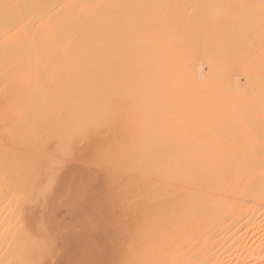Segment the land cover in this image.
<instances>
[{"label":"bare ground","instance_id":"obj_1","mask_svg":"<svg viewBox=\"0 0 264 264\" xmlns=\"http://www.w3.org/2000/svg\"><path fill=\"white\" fill-rule=\"evenodd\" d=\"M112 3L119 5L118 8H122V10L119 8V11H123L122 15L127 24L130 23L127 20L132 19L134 14L133 19L137 18L136 13L140 14L142 20H145V17H142L145 14L144 11L141 12L142 15L139 11L153 9L155 13H152L154 11L151 10L152 14L147 17L151 18L155 14L154 16H158L155 19L161 21L158 24L155 23L154 16L151 18L153 20L148 19L152 27L157 25L155 26L156 33L153 32L155 27L153 30L149 25L153 31L148 29L157 37L155 34L153 39L144 36L150 31L146 30L147 22L136 23L138 19H141L140 17L137 20L134 19L136 22L131 20L135 24L134 27L130 25L132 23L129 26L123 25V21L119 23L122 26L119 24L118 26L120 28L126 26V28H122L124 32L127 27L129 29L132 27L135 30L137 27L138 30L140 29V33L142 30H146V32L143 31L144 35L143 32L139 34V37L141 35L145 37H140L142 42L139 43V47L133 45V42L136 43V40L139 39L136 38L139 31H133L136 34L124 41L128 42L125 43V47L126 45L128 47L131 42L133 43L132 47L135 48L129 46L128 50L127 48L125 50L122 39L130 37L129 34L132 31L126 30L125 34H128L126 36L118 26L119 29H116L115 22H110L109 17L115 18L119 12L117 7L115 9L116 5L112 7ZM108 4L116 10V13L114 9L111 10L114 14L110 12ZM106 12L108 14L110 12V14L108 15ZM192 14H195V17H190ZM197 14L198 18H196ZM105 16L109 20V24H105L107 21ZM118 16L115 20L113 19L116 24ZM121 16L120 18L124 20ZM200 18H203V23ZM166 19L168 20L165 21ZM191 19L194 20H192L194 26L190 25L193 29L189 27V30L191 29L193 33L184 29V27H188L186 25L190 23L187 22ZM195 19H199L198 22L202 24H198ZM204 22L205 29L212 27V30L208 29L210 35L207 37L201 35L202 29L196 28L198 26L201 28L200 25L203 26ZM208 22L211 23V27ZM112 23L115 26L112 28L123 32L124 36L120 31V33H116L117 35L121 34L119 37L122 38V41L118 42L117 40V43L121 42L123 45L121 43L118 45L115 43L116 47L112 45L116 40L114 41L110 37L114 35L112 38H116V35L113 34L115 30H111L112 28L105 30L107 29L105 27H111ZM136 25L144 26L145 29ZM194 28L196 31L200 30L201 34H198L202 38H196ZM183 29L186 30V33L183 32ZM192 34L195 35L194 39H192L193 36L191 38L194 41L190 40L188 43L186 39H190L188 35ZM164 36L168 39L164 40ZM119 37L117 38L119 39ZM180 37H185L188 44L185 45V40L181 39L183 44L178 39ZM106 38H110L109 41L113 40L111 45L110 42L107 43ZM134 38H136L135 41H133ZM204 38L205 42L201 40ZM144 39L146 40L143 42ZM178 41L183 47H186L181 49ZM197 41L201 46L200 51ZM141 43H143L142 46ZM105 44L114 49L118 47L122 51L117 52L110 47L107 50ZM105 50L108 52L113 50V53H117L110 52L112 56H109L108 58L111 59H108L106 58L108 55H103L107 52H104ZM196 50H198L197 55H200H198L200 57L198 62L197 59L193 60V53H196ZM91 52L92 55L95 52L101 54L104 52L102 56L109 60L108 62L104 57L102 58L105 62L107 61L106 64L103 63V60V62L100 61L101 58L99 60L95 56L96 54L94 55L96 64L97 62L99 64V61L102 62L104 66L102 70H106L105 73H103L105 70L102 72L103 82H101L102 74L99 69L101 63L98 67L96 66L94 58L88 57ZM108 52L106 54H109ZM81 53L85 55L88 53L86 58H90L88 59L90 62H87L89 66L85 62L88 60L82 59L84 54L78 56ZM56 54L59 55L58 60H55L58 58ZM61 54L62 56H60ZM50 56L52 60L54 57V61H51ZM61 57L66 58L61 60ZM91 59L94 63H91ZM134 60H137V64L139 63L140 67L137 66V69H135L136 63L135 67L130 65L132 61L135 62ZM92 64L97 67V70H100L99 74H97V70L94 71ZM104 64L108 66L106 67ZM90 66H93L91 68L94 70ZM101 66L100 68L103 67ZM130 66L135 70L132 71ZM83 68H87L88 71L83 72ZM78 69L84 75L87 72L90 74L89 70H92L89 78L93 76L91 80L94 81L96 80L94 75H101L99 82L103 85L101 88H98L100 83L95 85V87L98 86L99 91L105 88L104 84L108 79L109 82L113 81L109 85L115 86V88L116 83L122 81L121 84L123 83L125 88L122 91L126 90V92H123L124 94L121 93L122 91L118 92V99L116 97L114 99L119 101L120 94H123L127 95L124 97L125 100L112 105L109 103L110 96H108L109 101L101 102H105L107 113L109 111L113 114L114 112L111 110H115L119 113V115L117 113L114 115L116 119L118 116L123 117V120H118V123L116 121V124L111 121L107 122L109 121L108 116H105L107 123H113L107 124L111 128L114 124L123 123L119 124V126H123L121 130L114 126L116 130L108 127L107 131L113 130L110 133H116L115 136L122 135L121 137H123L122 133L127 131L126 136L132 134L133 139L128 138L132 141L127 142V137L124 136L122 140V138H116L120 137L117 135L114 136L115 140L113 134L105 132L111 135L110 138L107 137L108 141L103 139L107 136L104 133V137L102 135V138L98 139L99 141H93L96 140L95 133L92 136L91 130L96 129L99 121L96 123L93 120V123L97 124H92L93 128L90 127L91 125H79L82 127L79 129L76 126V130L91 128L90 135L93 139L86 138V141L90 142L88 144L90 148H88L89 146H85L86 148L83 146L84 149L77 147L84 151H81L82 153L79 151L80 155L76 150L77 155L74 154L76 156L72 162L70 160L74 155L71 158L70 155L74 150H72L73 147H69L72 143L69 142V138L63 132L65 130L62 129L63 127L65 129L66 126L67 131L70 132L71 120H69L70 123L66 120L69 124L66 121L65 123V116L60 117V114L63 113L61 110L65 108V110H73L74 112H69V115L73 113L71 116L78 112V117L75 119L74 116L72 119L68 115L75 121V124L71 125H78L76 118H79L83 113L79 114V111L84 109L83 107L80 109L82 104L80 100H83V96L92 97L89 93L93 88L92 95L96 94L95 90L98 91L93 87L94 83H98V80L97 82L92 80L93 83L87 75L84 78L87 76L93 84L91 91L86 87L87 85L83 86L82 83L84 88L78 86L77 83L75 86L78 87L74 86V81L80 83L83 78V76L74 78L76 72L82 75L80 71H77ZM114 70L113 73L116 74L119 73L116 72L117 70L120 71V76H117L120 78L123 76L125 79L119 78L120 81L118 79L116 82L118 77L115 76L116 74L113 77L112 74V80H110L111 76H108V72ZM93 71L96 72L94 75H92ZM170 72L173 78L170 76ZM105 76L110 78L106 80ZM164 76L172 78H168L171 82L166 81ZM162 77L163 79H161ZM71 78H74V81H71ZM77 78L80 80H75ZM143 79L147 84L142 83L146 86H142L140 83ZM88 80L87 82H89ZM69 82L70 85H73L70 89L72 87V89L76 88L75 91L80 89L76 92L74 90L67 91L71 92L70 94L74 92L73 97L71 96L73 100L70 98L71 102L68 101L70 97L68 94L66 102L63 101L66 103L64 105H67V101L70 105L73 102L78 104L79 101V111L76 109L78 105H67L68 107L63 105L65 108L59 109L63 103L61 95L64 96L67 93ZM91 83H88V86H91ZM121 84L118 83V86ZM118 86L117 91L121 90ZM44 88H46L44 93L49 91L48 95L42 94ZM106 88L105 92L101 91L102 97L104 94L107 97L110 93L108 87V94H106ZM101 92L99 93L101 94ZM166 95L168 98L174 99L171 106H168L171 102L167 101ZM89 97L85 98L89 101ZM95 98L103 100L101 97ZM164 98L166 100L162 103ZM114 99L112 97L111 101ZM94 100L92 99L96 103ZM92 101L90 100L89 103L91 104ZM166 101L169 104H166ZM106 102L110 105L108 106ZM58 103H61V106ZM83 103L85 104V101ZM84 104L82 106H87L88 102L86 105ZM97 104H99L98 101ZM41 105H46L50 109L59 106L58 109L61 111L60 113L57 111L60 116L55 118L53 114L57 109H54V113H52L53 109L52 112L50 110V114L52 113V116L49 114L50 120L60 119V122L62 120L64 122L60 125L57 124L59 125L57 127L55 125L59 122L58 120L53 124L48 117L42 118V120H46L45 122L37 119L43 125L49 120L53 127L55 126L56 131H59V133L56 131L54 133L52 130L53 132L49 133L52 137L50 143L48 139L51 137L43 140L45 132L43 137V132L40 133V137H42L40 145L46 149L47 140L49 146V150H44L48 154L45 156L53 155L49 157L48 163H53L57 158V162L60 161L59 164L54 162L49 165H47L48 163L39 165L38 163L48 157H42L44 154L43 149L41 151L42 146H35L38 141L40 142V137L36 135L38 138H33L35 135L33 136V131H30L34 128L29 118L34 116L36 119L37 114H39L37 115L39 118L44 115L42 109L46 111L47 107L42 108L44 106ZM95 105L93 109L98 106ZM110 106H115V109H106ZM85 110L89 111V109ZM148 110L151 111V115L147 113ZM68 111H66L67 114ZM144 111L147 112L143 114ZM5 113L16 114L17 126L16 122L13 123L12 120L11 124H15L17 128L12 129L8 122H5L8 121L3 118ZM145 114L149 116L143 118ZM112 118L110 115L109 119ZM167 118L169 121L171 120V125L174 124L173 127L170 126ZM164 119L165 122H168L167 124L163 123ZM114 120L113 118L112 121ZM35 121L33 123H36ZM160 122H162V128L160 124H157ZM100 123H102L103 130L107 129L104 128V122ZM128 124L129 127L134 125V129H137L135 126L141 124L140 127L143 130L139 131L138 129L137 131L141 133H135V129L133 133L131 127L130 134L126 129ZM41 125L38 124L39 127ZM167 125L169 129L165 130L163 127H167ZM15 126L13 125V127ZM34 127L36 130V125ZM42 127L44 131V126ZM48 127L45 126V128ZM38 128L37 131H39ZM123 128L124 131H122ZM155 128L162 131L158 133ZM73 129L71 130L73 132L70 133L74 136L76 130ZM98 129H101L99 125ZM0 130L3 132L0 133V264H40L44 253L56 252L58 248L68 242L64 238L66 233L63 230L76 228L77 222L88 214L96 219L100 215L101 217L94 220L96 222L89 227L90 232L84 237L79 236V239L85 246L90 248L92 246L97 251H101L105 247V238H103L105 230L102 229V226L105 225L103 216L106 207L105 200L109 202L111 199L109 204L114 201L112 199H116L114 202L124 203L123 200H127V198L128 200L131 198L130 204L128 205L125 201V210L119 212L124 213L118 214V216H122H119L118 219L115 216L112 223L110 220L111 225L115 221L116 224L112 225L114 227L113 238L107 239V241L110 242L109 246L116 248L117 254L116 251L114 252L116 257L120 255L125 259L116 264H264V0H0ZM99 130L97 135H99ZM103 130L101 129V131ZM118 130L121 131V134L118 133ZM153 130L155 133L152 132ZM88 131H82V133L88 134ZM79 132L81 133V131ZM46 134L48 136V133ZM90 135L88 134V136ZM85 137L86 135H84ZM29 138V144L32 145L30 142L33 141V144L36 143L35 147L32 145L33 148H30L27 141L24 145L29 148L23 150L22 142H26ZM102 139L107 145L103 144ZM119 139L131 143L130 146H126L129 144H124L125 142H119ZM117 140L119 143H115ZM43 142L46 145L42 144ZM65 142L71 143L69 146L67 145L71 150L66 147ZM96 142L103 146L102 149L99 148L100 145H97V148L93 146ZM20 143L22 145L18 146ZM120 143L124 145L122 144V146ZM91 146L94 148V150L92 149L94 152L91 150L93 154H96L98 150L100 151L96 154L98 156L99 153L100 155L105 153L101 157L112 150V152H117V156L112 155L111 151L109 154L111 153L119 161L118 155L120 154V164L124 165L120 166L118 161L109 157L112 158L113 163L118 164L111 165L113 164L111 163L103 168L105 170L106 167L107 171L111 165L110 168L117 169L113 170L116 174L113 172L115 175H111L114 178L116 176L115 181H119L116 183L118 187L113 184L115 188L108 182H112L110 174L109 179L105 181L108 178L107 173L112 172V169H109L110 172H101L99 171L103 170L101 168L99 170L90 169L84 166L85 162H83L84 165L81 163L83 157H88L87 151L90 150L87 149H91ZM66 148L68 152L70 151V154L68 152L65 154L68 155L69 160L63 155L66 153L64 152L67 150ZM58 153L65 156L66 161L59 160ZM63 156L60 155L59 158L61 159ZM32 157H36V162L33 161L30 164ZM38 157H42V159L38 160ZM24 163L30 164L28 166H33L36 163L34 165L36 168L30 169L26 164V166L23 165ZM82 165L86 168H84L85 170L81 169ZM117 165L120 166L119 169H122L119 170ZM75 179L76 182H74ZM55 180L56 183H54ZM105 182H107L106 185ZM108 184L110 185L107 186ZM106 186L112 187L107 189L109 193L113 188L114 191L118 189L117 197H114V191L112 192L114 196L111 193L109 195L105 190ZM104 192L112 198L109 199ZM126 192L129 193L126 194ZM124 194L129 196L126 197ZM97 203H100V208L94 207ZM61 220L64 223H62L63 228L61 225L57 226ZM56 228L63 230L55 232Z\"/></svg>","mask_w":264,"mask_h":264},{"label":"rangeland","instance_id":"obj_2","mask_svg":"<svg viewBox=\"0 0 264 264\" xmlns=\"http://www.w3.org/2000/svg\"><path fill=\"white\" fill-rule=\"evenodd\" d=\"M108 5H109V8H110V12H112L111 10L114 9V8H112V7H114V6L116 5V6H115V9H116V7L119 6V5H117V4H114V5H113V3L111 4V5H113L112 7H111L110 4H108ZM107 7H108V6H107ZM117 8H118V7H117ZM119 8L122 10L121 7H119ZM119 8H118V11L120 10ZM115 9H114V12L116 11ZM105 10H106V7H105ZM148 10H149V11H147V10H145V9H142L141 11H139L140 13L144 11L143 13H145V14L141 13V15L143 14L142 17H145V18H144L145 20H146V17H147L149 14L151 15L152 13H155V11H154L153 9H151V8L148 9ZM151 10H153L154 12L150 13ZM108 11H109V10H108ZM110 12H109V14H110ZM120 12H121V11H119V12L117 13V15L115 14V15H116L115 18H114V17L112 18V17L110 16V17L112 18V20H111V18L108 16L109 14H108L107 12H106V13H107L108 15L105 14L107 17H109L110 22H113V23L115 22L114 24H115V26H116V29H119V28H120L119 26H122V25H120L119 23H121V22H123V21H124V22L122 23L123 25H126V24H127V23L125 22V18H124L123 15H122V14H123V11H122L121 13H120ZM137 12H138V11H137ZM139 12H138V13H139ZM147 12H149V13H147ZM115 13H116V12H115ZM119 13H120L122 16H121ZM112 14H114V13L112 12ZM118 14H119V16H118ZM146 14H147V15H146ZM134 15H135V14H134ZM134 15H133V16H134ZM139 15H140V14H137V13H136V17H137V18H138V17L141 18V16H139ZM150 15H149L148 17H150ZM154 15H155V14H154ZM154 15H152V17H153ZM156 15H157V14H156ZM194 15H195V14H192L190 17H192V16H194ZM106 16H105V20H107V17H106ZM112 16H113V15H112ZM117 16H118L119 18H120V16L123 17L124 20H122V18H120L121 20H120L119 18H117V22H118V23L116 24V21H114V20L116 19ZM133 16H132V19H129V20L126 19V20L129 21L130 23H132L131 20H133V21H135L134 19L137 20V18H135V17H134V19H133ZM148 17H147V20H146V21H145V20H142L143 18H141L140 20L138 19V21H137V22L135 21V22L138 23V24H139V21H140V22H141V21H144L145 23L147 22V23H146L147 25L144 23V26H145V25H146V27L148 26V27L146 28V30H149V29H151V27H152L151 22H150L151 20L154 19L155 23L157 22V24L159 23V21H161V20H159V19H158V20L155 19V18H157L158 16H157V17L154 16L153 19H151L152 17H151V18H148ZM190 17H189V19H190ZM194 17H195V16H194ZM194 17H193V18H194ZM199 17H200V16H199ZM196 18H198V14H197ZM113 19H114V20H113ZM118 19L120 20V22H119ZM148 19L150 20V21H149L150 24H149V22H148ZM168 19L170 20V18H168ZM168 19H166L165 21H167ZM202 19H203V18H202ZM202 19L200 18L201 22L203 23V20H202ZM192 20H193V19H191V21H192ZM195 20H196V19H195ZM198 20H199V19H197L196 22H197L198 24H202V23H199ZM200 20H199V21H200ZM108 21H109V20H107V21L105 22V24H109ZM154 21H153V24H154ZM191 21L189 20V22H187V23H190V24H189V25L187 24L186 26H188V27H184V29H186V30L192 32L191 29L189 30V27H191V26L194 24V22H193L194 20L192 21L193 23H192ZM107 22H108V23H107ZM113 23H112V24H113ZM130 23H129V24H130ZM197 23H196V26H198ZM208 23H209V22H208ZM208 23H207V25H208ZM110 24H111V23H110ZM114 24H113V25H110L111 27H105V28H107V29H105V30H108V29H110V28H112V27L115 28ZM118 24H119V26H118ZM129 24H127L126 26H129ZM133 24H134V22H133L132 24H130V25H132V26L134 27L135 24H134V25H133ZM209 24H210V27H211V23H209ZM149 25H151V27H150ZM190 25H191V26H190ZM204 25H205V22H204L203 26L200 25L201 28H200L199 26H198V27L195 26L197 29L199 28V29H202V30H203V31H202V34H201V32H199L200 30H197V31H196V28H194V29H195L194 34L196 35V38H202V36L199 37L200 34L203 35V36H205V37H207V36L210 35V34H208V32H209L208 29H211V30H212V27H211V28L206 27V29H205V28H204V27H205ZM105 26H106V25H105ZM117 26H118L119 28H118ZM126 26H125V27L123 26V27H121L120 29L123 30L124 28H126ZM136 26H139L140 28L144 27V26L141 27L140 25H136ZM155 26H157V25L155 24ZM155 26H153L152 29H153ZM193 26H194V25H193ZM193 26H192V27H193ZM212 26H213V24H212ZM192 27H191V28H192ZM114 28H112L111 30H113V31L115 30V31H116V32L114 31V33H113V34L116 35V38L119 37V35H121V34H119L120 32L122 33V36H124V34L127 33L126 30H131V31H132V32L129 34L130 37H126V38L123 37V39L121 38L123 41H124L125 39H126V41H127V38H128V40H129V38H132V37L134 36V34H136V33H134L133 31L136 32V31L138 30L137 27H135L136 30H135L134 28H133V29H134V30H133L132 27H131L130 29L127 27V29H125V32H124V30H123V32H124V34H123V32H122L121 30H119V31H120V32H119L118 30H116V29H114ZM122 28H123V29H122ZM148 28H149V29H148ZM187 28H188V29H187ZM143 29H145V27H144ZM152 29H151V30H152ZM154 29H155V30H154ZM154 29H153L154 31L152 30L153 32L156 31V27H155ZM184 29H183V32L186 31V30L184 31ZM192 29H193V28H192ZM139 30H140V29H139ZM139 30H138V31H139ZM146 30H142V32H143V31L146 32ZM204 30H205V31H204ZM138 31H137V32H138ZM149 31H150V30H149ZM106 32H107V31H106ZM109 32H111V31H109ZM117 32H119V33H118L119 35L116 34ZM142 32L140 33V31H139L138 34H136L138 37H136V35H135L136 38H139V39H138L139 42H138V40H136V43H137L138 45H137L135 42H133L134 44L130 42L131 45L128 44V47H129V46L132 47V44H133L134 46H136V47H137V46L139 47V43L142 42V41H140V37H141L142 35L139 37V34H142ZM145 32H143V35H144ZM153 32L150 31L149 34L146 33L147 35H152V36H147L146 34H145L144 36H146V38H150V37H151L150 39H153V37L156 35V34H155L156 32L154 33L155 35L152 34ZM191 32H190V33H191ZM196 32H197V33H196ZM107 33H108V32H107ZM107 33H106V34H107ZM185 33H186V32H185ZM185 33H184V34H185ZM187 33H188V32H187ZM190 33H189V34H190ZM192 33H193V32H192ZM198 33H200V34H198ZM206 33H207L208 35H205ZM110 35H111V33H110ZM125 35L127 36L128 34H125ZM185 35H186V34H185ZM185 35H184V36H185ZM195 35H194V36H193V34H192V35H188V38H190V39H186V40L188 41V43L190 42L192 36H193L192 39L195 38ZM108 36H109V35H108ZM113 36H114V35H111L110 38L113 39L114 41L116 40V42L112 43V45L115 46L116 44H117V45L120 44L121 42H120V43H117V40H118V42L121 40L120 37H119V39H118V38L116 39L115 37L112 38ZM122 36H121V37H122ZM131 36H132V37H131ZM144 36H142V37H144ZM189 36H190V37H189ZM106 37H107V35H106ZM156 37H157V35H156ZM164 37H165V38H163V39L165 40L167 37H166V36H164ZM185 37H186V36H185ZM185 37H182V38L180 37V38H178V39H180V41L183 43V40H181V39H184ZM110 38H106V39H107V40H108V39L110 40ZM136 38H134L133 41H135ZM144 38H145V37H144ZM167 39H168V38H167ZM109 40L107 41V43L110 42V45H111V41L113 42V40H111V41H109ZM122 40H121V41H122ZM130 40H132V39H130ZM145 40H146V39H144L143 42H144ZM184 40H185V39H184ZM186 40H185V42H184L185 45L188 44V43L186 42ZM195 40H196V39H195ZM201 40H203V41L205 40V41H206L205 38H204V39H201ZM123 41H122V43H124V45H123L122 43H121V44L123 45V47H124L125 50H126V48H127V50H128L127 45H126V47H125V43H128V42H125V41L123 42ZM191 41H194V40H191ZM199 41H200V40H199ZM203 41H202V43L204 44L205 41H204V42H203ZM181 42L178 41V44H180ZM105 43H106V40H105ZM115 43H116V44H115ZM184 43H183V44H184ZM186 43H187V44H186ZM199 43H201V41H200ZM199 43H198V41H197V46H198L199 51H200V47H201V46L199 45ZM92 44H93V43H92ZM103 44H104V43H103ZM103 44H102V46H104ZM108 44H109V43H108ZM203 44H202V46H203ZM105 45H106V44H105ZM117 45H116V46H117ZM122 45H121V46H122ZM140 45L142 46L143 43H141ZM180 45H181V46H180ZM180 45H179V46H180L181 49L186 47V46L183 47L182 44H180ZM116 46H115V47H116ZM121 46H119V47H121ZM109 47H110V46H109ZM109 47H107V45H106L107 50L110 49V48L114 49L113 47H110V48H109ZM121 48H122V47H121ZM132 48H135V47H132ZM202 48H203V47H202ZM115 49H117V50H115ZM115 49H114V51H117V52H120V50H121V49L119 50L118 47L115 48ZM107 50H105L104 52H106ZM118 50H119V51H118ZM89 51H90V50H89ZM121 51H122V50H121ZM123 51H124V50H123ZM196 51H197L196 53H193L194 56H193V55H192V56L194 57L193 60H196V59H197L196 61L198 62V61H200V60H198V59H200V57H198L199 54L197 55L198 50H196ZM202 51H203V50H202ZM84 52H85V51H84ZM87 52H88V51H87ZM98 52H100V51H98ZM104 52H102V54H103ZM107 52H108V51H107ZM107 52H106V53H107ZM110 52H112V54L117 53V52H114V53H113V50H110ZM110 52H108L109 54L104 53L103 55H104V56H107V55H108V56L106 57V58H108L109 56H112V54H111ZM61 53H62V52H61ZM89 53H90V52H89ZM82 54H84V53L78 54V56H79V55H82ZM87 54H88V53H87ZM87 54H86V55H87ZM92 54H93V53L91 52V55L89 54L88 57H90V58H92V59L94 58L95 64H96V58L94 57L95 54H96L95 56H97V57L99 58V60H100V58H101L100 61L103 60L102 58H103L104 56H102L101 53H96V52H95L94 55H92ZM97 54H98V55H97ZM99 54H101V55H99ZM105 54H106V55H105ZM56 55H57V54H56ZM84 55H85V54H84ZM84 55L82 56L83 58H82V57H80V58H82V59L86 58V55H85V57H84ZM57 56H58V58H56L55 60H58V59H59V55H57ZM60 56H62V54H61ZM66 56H67V55H66ZM99 56H100V57H99ZM195 56H196L197 58H196ZM199 56H200V55H199ZM50 58H51V61H54V57H53V60H52V57H51V56H50ZM65 58H66V57H61L60 59H61V60H62V59L65 60ZM77 58H78V57H77ZM90 58H88V59H90ZM98 58H97V60H98ZM88 59L86 58V60H88ZM92 59H91V63H94V62H92ZM104 59H105V57H104ZM108 59H111V58H108ZM64 60H63V61H64ZM84 60H85V59H84ZM99 60H98V61H99ZM105 60H107V59H105ZM105 60H103L104 62H103V61H102V62H103V63H106L107 61L109 62V60H107L106 62H105ZM138 60H139V59H138ZM63 61H61V62L64 63ZM100 61H99V64L101 63V65L103 66L102 62H100ZM134 61H135V60H134ZM136 61H137V60H136ZM136 61H135V62L132 61V64H130V65H131V66L133 65V67H135L134 64L136 63ZM196 61H194V62L196 63ZM85 62H86V64L89 66V63H87V62H90V61L88 60V61H85ZM57 63H58V62H57ZM91 63H90V64H91ZM58 64H59V63H58ZM97 64H98V62H97ZM97 64H96V66L98 67L99 64H98V65H97ZM106 64H107V63H106ZM136 64H137V63H136ZM138 64H139V63H138ZM138 64L136 65V68H135V69H137V66H139ZM56 65H57V64H56ZM87 65H86V66H87ZM92 65H93L94 67H93V66H90V68L93 67L95 70H94L93 68H91V69H93L94 71H96V70H97V69H96L97 67H95L94 64H92ZM101 65H100V66H101ZM104 65H105V64H104ZM108 65H109V63H108ZM108 65H107V66H108ZM88 66H87V67H88ZM100 66H99V69H101V72H100V70H97L96 72H98L97 74H99V72H100V73L102 74V77H100L101 75H100V76H98V75L95 76L94 74H95L96 72H94V71H93V74H92V75H94V78L96 79L95 81H94L93 79H92V80H93L94 82H97V80H98V83H97V84H95V83L91 80V78H93V76H92L91 78H89L90 75H91V73H92V70H89V71L91 72L90 74H89V72H87V74L85 73V75H87L88 78L94 83V86H93V87H95V85H98V84L100 83V82H99V79L101 78V80H102V78L104 77V76H103V73L106 72L105 69H104L105 71L102 70V69L104 68V66H103V67L101 66L102 68H100ZM105 66H106V65H105ZM107 66H106V67H107ZM131 66H130V67H131ZM57 67H58V66H57ZM60 67H61V65H60ZM64 67H65V66H64ZM64 67H63V68H64ZM73 67H74V66H73ZM106 67H105V68H106ZM139 67H140V66H139ZM84 68H85V67H84ZM84 68H83L82 70H83V72H86L87 68H86V69H84ZM131 69H132V71H133L134 68L131 67ZM131 69H130V70H131ZM135 69H134V70H135ZM77 71H80V72H81V70H79V69H78ZM87 71H88V70H87ZM103 71H104V72H103ZM102 72H103V73H102ZM107 72H108V71H107ZM113 72H115V70L112 71V72H108V73L110 74V75L108 74V76H111V79H110V80H112V74H113V77H115V76H117V75L120 76V74H121L120 71H118V70H117L116 72H119L120 74H119V73L116 74V73H113ZM76 73H77V72H76ZM76 73H74V74H75V77L73 76L74 78H76V76H78V77L81 76V78H82V76H83V78H82L81 80L78 79V78L75 79V80H80V81H82V82H80V83L77 82V81L75 82V81L73 80L74 78H71V81H72V80L74 81V86H75L76 83H77L78 86H81L82 88H84L83 86L87 85L86 87H88V89L90 88L89 90L91 91V89L93 88V87H92L93 84L91 83V81L88 80L87 76H86V78H87V79H86V78H84L85 75H84L82 72H81L82 75H80L79 72H78L77 74H76ZM78 74H79V75H78ZM114 74H116V75L114 76ZM171 74H172V73L170 72V76H171ZM104 75H105V74H104ZM106 75H107V74H106ZM97 76H98V79L96 78ZM121 76H122V75H121ZM168 76H169V73H168ZM170 76H169V77H170ZM99 77H100V78H99ZM117 77H118V76H117ZM166 77H167V76H166ZM169 77L165 78V76H164L165 80L167 79L166 81H168L169 79H172V78H173L172 76H171L172 78H169ZM105 78H106V80H107V79L110 78V77L105 76ZM119 78H120V77L116 78V79H117L116 82H118V79H119ZM122 78H123V76H122ZM122 78H120V79H122ZM168 78H169V79H168ZM113 79L116 80L115 78H113ZM120 79H119V81H120ZM123 79H125V78H123ZM161 79H163V77H162ZM85 80H86V84H85ZM87 80H88L89 82H87ZM101 80H100V81H101ZM143 80H144V81H143ZM143 80L140 82V83L142 84V86L145 85V84H143L142 82L146 83V82H145V79H143ZM165 80H164V81H165ZM71 81H70V82H71ZM83 81H84V82H83ZM104 81H105V79H104ZM166 81H165V82H166ZM169 81L171 82V80H169ZM70 82L68 83V84H69V85H68V88H69V89L66 90V92L69 91V90H71V92H72L73 90H74V92H76L78 89H80V88H78V89L75 91V89L78 87L77 85H76L77 87L75 86L76 88L72 89V88H73V87H72V88L70 89V87L73 86V85H70ZM101 82H103V80H102ZM105 82H106V81H105ZM112 82H113V81H112ZM112 82H109V79H108V81L105 83V84H107V83H108V84H107V85L104 84L105 88H106V87H107V88L109 87L108 89L110 90V91L108 90V91L110 92V93L108 94V92H107V88H106V94H108V95H107V97H106L105 94H104V95H105V98H107V99L104 98V95H103V97H102V92H105V90H104L105 88H103V87H102L103 89L100 90V91H99V89H97L98 86L95 87V88L98 90V91L95 90V92H96V94H97L98 96H97L96 94L92 95L93 93L91 94V92L94 91V90H93L94 88L92 89L91 92H90L89 90H87V91L90 92L89 94H90V96H92V97H89V96H85V97H86V98L89 97V99H90L91 101H92V99H93V100L95 99L94 101L96 102V103H94V102L92 101L91 104H90V103H89L90 100L88 101V99H86V98L83 96V97H82L83 100H80V101H81L82 104H84L83 102L85 101V104H84V105H86L87 102H88V105H87V106H82V104L80 105V104H79V103H80L79 101H78V104H77V102H76V103L73 102V104H71V105L68 104V101L71 100L70 98L73 97L72 94H73L74 92H73L72 94H70L71 92H70V93L67 92L64 96L61 95V98L63 99L62 102H63V101L66 102V100H67V95H68V94L70 95V97L68 96L69 99H68V101H67V105H68V106H69V105H70V106H72V105H76V106H77V105H78L77 108H76V109H78L77 111H79L82 107L84 108V109H81V110L79 111V114H80L81 112H83V113L80 114L79 118H76V119H77V121H76L77 123H76V124H78V125H75V126H73V125L75 124V121L72 120V119H73V116H74V119H75V117H78V116H77L78 112H77V114L74 113L75 115H72V116H71V114H73V113H70V115H69V112H72L73 110H71V109H70L71 111H70L69 109H68L69 111H68V110H65L66 108H65L64 106L68 107L67 105H64L65 102H63L62 104H61V103H58L59 106L62 105L60 108H59V106H58V107H57V106H54V107H51V109H50V107H47L46 105H41V106H44V107H42V108H46V107H47V109L49 110V113H48V110H47V109H46V111H45L44 109H42V110L46 113V115H45V113L41 110L42 113H43L45 116H44V115L41 116V114H40L41 117L39 118V117L37 116V115H39V114H37V115L35 114V115H36V119H34L35 117H34V116H31V115H30L31 117L29 116L30 118L28 117V118H29V121L31 120V123H32L33 128H34V130L32 129L30 132H32V131L34 132V131H35V133L32 132L33 136L35 135V137H33V138L35 139V138H36V135L40 137V135L42 134V132H43L42 137L44 136V132H45V136L43 137V138H44L43 140H45V138H47V137L50 138L51 136L49 135V133H50L52 130L54 131V133H56V132L59 133V131H56V129H55L54 127H55V126H56V127L59 126L60 123L63 122V120H62V122H60V119H57V120L59 121V122H57V123H56V121H57L56 119H55V121H54L53 118H52L53 120H50V118H49V114H50V110H51V112H52V109H53V112H52V113H54L56 109H57L56 112H57V111H58L59 113H60L61 111L63 112L62 114H60L61 116L58 114V112H57V114H56V112H55L54 114H56V115L53 114V116H55V118H58V116H60L61 118H63V117H62V115H63V116H65V117H64V119H65L64 122H65L66 120H67V121L71 120V123H70V121H69L70 124L66 121L70 126H72V127H70V126L68 125V126L70 127V128H69L70 132H71V130H72L74 127H75V129H73V130L75 131V130H76V126L78 127V129H79V128H82V127H79V125H80V126H87V125L89 126V125H91L90 127H92V124H93V125H97V124H94V123H93V120L96 121V123L99 121V124H98V125H99V127H100L102 130H103V127H101V124H102V123H100V122H104V126H105L104 128H107V129H104L103 131H101V129H100V130L98 129V130L102 133V134H101V133L99 132V135H97V134H98V130H97V126H98V125L96 126V129H92L94 132H93V131L91 130V128H89V127L84 128V130H83V129H80V130L77 129V130L75 131V133H74V136H73V135L71 134L73 131L70 133L69 131H67L68 128H66V126H65V129H64V127H63L62 129L66 131V132L63 131L64 133H66L65 136H67V138H69V142L71 141V143H72V145H70L71 143H70V144H69V143L67 144V143L65 142L66 147L68 148V146L70 145L69 147H70V148L73 147L72 150L75 151V152H74V151H71L72 154L70 155V158L72 157V155L76 154L77 151H78L77 154H80V153H82V152L84 151V150H81V149L86 148L85 146H87V147L89 146L88 144H89L90 142H89L88 140H90V139L92 138L91 135L93 136L94 133H95L94 136H95V139H96V140H93V141H97L100 137L102 138L103 133H104L105 135H107V136H106L105 138H103V139H106V140H107V137L110 138V136L113 134V133H110V132H113V130H112V131H107V130H108V127H109V126H107V124H113V123H116V121H117V123H118V122H119L118 120H121L123 117L120 118V116H118V115H119L118 112H115V110H111V109H115V108H114L115 106H113V107H112V106H110V107H106V109H109V110H111L112 112H114L113 114H111V112L109 113V111H108V113H109V115H108L107 111L105 110V105H104L105 102H101V101H107V100L109 101V99H110V102H109V103H110V104L112 103V105H114V103H115V105H116V104H118L119 102L124 101V100H125L124 97L127 96V95H125V96L123 95V94H124L123 92H126V90H125V91H122V90L125 89L124 86L122 85L123 83L121 84L122 81H121V82H118V83H120L123 87H122L121 85H119V86H120V87H119V86H118V83H116L117 85L115 84V85H116V88H117V86H118V88L121 89V90L118 89L119 91H117V89L115 88V86H113V84L115 83V81H114L113 84H111L113 87H111V86L109 85V83H112ZM123 82H124V81H123ZM158 82H159V81H158ZM81 83L83 84V86H82ZM88 83H91V86H90V85L88 86ZM140 83H139V84H140ZM71 84H73V83H71ZM79 84H81V85H79ZM141 84H140V87H142ZM146 84H147V83H146ZM102 85H103V83H100V87H98V88H101ZM108 85H109V86H108ZM46 86H47V85H46ZM46 86H45V87H46ZM145 86H146V85H145ZM137 87H138V86H137ZM137 87H136V88H137ZM46 88H47V87H46ZM46 88H44L45 90H42V91H43L42 94H47V93H49V91H47V93H44V92L46 91ZM65 88H67V87H65ZM112 88H115V90L117 91V93H116V91H115L114 89L112 90ZM137 89H140V88H137ZM111 90H112V91H111ZM101 91H102V92H101ZM114 91H115V94H116V95L114 94ZM120 91H122L121 93H123V94H120L121 97H123V98H122L123 100L121 99V97L118 96V97L120 98V100H119V101H118V100L116 101V99H118V98H117V94H119ZM95 92H94V93H95ZM99 92H101V94H100ZM112 92H113V95H115V96L112 95ZM118 92H119V93H118ZM98 93H99V94H98ZM127 93H128V91H127ZM125 94H126V93H125ZM47 95H48V94H47ZM73 95H74V94H73ZM87 95H88V94H87ZM99 95H101L100 97L103 98V100H102V99H99V98H100ZM71 96H72V97H71ZM108 96H110V98H109ZM174 96H175V95H174ZM63 97H65L66 99L64 100ZM95 97H97V98L99 97L98 99L100 100L101 103L99 102V100H96ZM112 97H113V99L116 97V99H114L113 101H111V98H112ZM166 97H167V98H166ZM170 97H172V96H170ZM82 98H80V99H82ZM91 98H92V99H91ZM108 98H109V99H108ZM165 98L168 99L167 101L171 102L170 105H168V106H171V104H173L174 99H172V98H168L167 95L165 96ZM165 98L162 100V103L166 100ZM84 99H86L87 101L84 100ZM170 99H171V100H170ZM60 100H61V99H60ZM72 100H73V98H72ZM97 101H98L99 104H97ZM114 101H116V102H114ZM167 101H166L165 103H166V104H169V103H167ZM59 102H61V101H59ZM69 102H71V101H69ZM117 102H118V103H117ZM92 103H93V104H92ZM106 103H107L108 106L110 105L108 102H106ZM165 103H164V105H165ZM58 104H57V105H58ZM60 104H61V105H60ZM65 104H66V103H65ZM89 104H90V105H89ZM94 104L98 105L95 109H93ZM63 105H64V106H63ZM79 105H80L81 107H80ZM96 105H95V106H96ZM162 105H163V104H162ZM63 107L65 108V109H64L65 111H64V110H61V111H60L59 109H63ZM74 107H75V106H74ZM78 107H80V109H79ZM55 108H56V109H55ZM58 108H59V109H58ZM70 108H71V107H70ZM72 108H73V107H72ZM91 108H92V111H90ZM110 108H111V109H110ZM40 109H41V107H40ZM40 109L38 108V110H40ZM54 109H55V110H54ZM74 109H75V108H74ZM76 109H75V110H76ZM85 109H89V111H87V110H85ZM82 110H85V111H82ZM41 111H40V112H41ZM66 111H68V114H67ZM105 111H106V112H105ZM148 111H149V112H147V111H146V112L149 113V114L151 115V114H152L151 111H150V110H148ZM65 112H66V115H64ZM73 112H74V111H73ZM146 112L144 111L143 114L146 113ZM36 113H37V112H36ZM38 113H39V111H38ZM52 113L50 114V116H52ZM106 113H107V115H105ZM116 113L118 114L117 116H118L119 119H118V118L116 119V118L114 117V115H115ZM6 115H7V116H6ZM15 115H16V114H10V115H9V113H8V114L5 113V115H3V118L6 119V120H8V121H5V122H6V123L8 122V124L11 126L12 129L17 128V127H16V126H17V117H16ZM68 115L71 116L72 119H70V117H69ZM110 115H111V118L113 117V118L115 119V120H114L115 122L112 121L113 118H112V119H109V118H110ZM13 116H15V117H13ZM43 116H44V117H43ZM56 116H57V117H56ZM105 116H108L107 119H108L109 121H107V122H110V121H111V122H113V123H107V122L105 121V119H106ZM117 116H116V117H117ZM144 116L148 117L149 115L147 116V115L145 114V115H143V118H144ZM5 117H6V118H5ZM32 117H33V118H32ZM46 117H48L49 120H50L51 122H53V124L56 123V125L53 127V124H52L51 122H49V120L46 122V124H47L49 127H48L45 123H44L45 125H43V123H41V122H45L46 120L44 121V120H42V118H45V119H46ZM60 117H59V118H60ZM9 118H10V119H9ZM15 118H16V120H15ZM168 118L171 119L170 117H168ZM168 118H167L166 120L169 121ZM37 119H39V121L41 120V122H39ZM107 119H106V120H107ZM11 120H12L13 123L16 122V126H15V124H13V123L11 124ZM35 120H36V121H35ZM78 120H79V121H78ZM122 120H123V119H122ZM166 120L164 119V122H163V121H162V122L165 123V124H167L168 122H165ZM173 120H174V119H173ZM173 120H172V122H173ZM9 121H10V122H9ZM34 121H35L36 123H33ZM37 121H38V123H37ZM73 121H74V123H73ZM174 121H175V120H174ZM64 122H63V123H64ZM66 122H65V123H66ZM162 122L157 123V124H160V125H161ZM170 122H171V120L169 121V123H170ZM40 123H41L42 125H41ZM48 123H49V124H48ZM117 123H116V124H117ZM38 124L41 125V126L39 127ZM57 124H59V125H57ZM71 124H73V125H71ZM116 124H114V126L116 127V129L119 127V129L121 130V128H122L123 126L120 125V126H121V127H120L119 124H123V123H119L118 125H116ZM157 124H156V126H157ZM13 125H14L15 127H13ZM35 125H36V130H35V127H34ZM50 125H51V130H50ZM66 125H67V124H66ZM130 125H132V124L130 123ZM168 125H169V124H168ZM168 125H167V127H163V128H165V130H168V129H169V128H168V127H169ZM172 125H174V124H172ZM172 125H171V123H170V126H171V127H173ZM10 126H9V127H10ZM42 126H44V131H43V127H42ZM45 126L48 127L49 129H48V128H45ZM68 126H67V127H68ZM102 126H103V125H102ZM114 126L112 125V128H111V126H110L109 128H110V129H113V128H114V130H116ZM140 126H142V125L140 124L139 126H135V127H137V129L135 128L136 131H137L138 129H139V131H142V130H143L142 127H140ZM164 126H166V125H164ZM38 127H39V128H38ZM41 127H42V128H41ZM94 127H95V126H94ZM124 127H126V126H124ZM131 127H132V128H131ZM139 127H140V128H139ZM160 127L162 128V125H161ZM160 127L158 126V128H160ZM37 128L39 129L40 132L37 131ZM71 128H72V129H71ZM87 128H88V129H87ZM92 128H93V127H92ZM130 128L132 129L131 132H133V131L135 130V129H134V125L129 127V124H128V128L126 127V129H128V132H130ZM161 128H160V129H161ZM166 128H168V129H166ZM40 129H41L42 131H41ZM46 129H48V130H46ZM85 129L89 130V131H88V132H89V133H88L89 135H90V130H91L92 134H91L90 136H88V134H85L86 132H85V133H82V131H87V130H85ZM141 129H142V130H141ZM155 129H156V128H155ZM45 130H46L47 132H46ZM95 130H97V131H95ZM105 130H106V131H105ZM124 130H125V129L123 128L122 131H124ZM156 130H157V129H156ZM0 131H1V130H0ZM36 131L38 132L37 134H36ZM48 131H49V132H48ZM53 131H52V132H53ZM55 131H56V132H55ZM79 131H81L82 134L86 135V137L84 138V135L82 136L81 133H80ZM118 131H119V130H118ZM118 131H117V132H118ZM136 131H134V132H135V133H141V132H138V131L136 132ZM157 131H158V133H160L162 130L160 131V130L158 129ZM163 131H164V130H163ZM30 132H29V133H30ZM68 132H69V133H68ZM105 132H106V133L108 132V133L111 134V135L106 134ZM131 132H130V134H131ZM134 132H133V133H134ZM152 132L155 133L154 130H153ZM0 133H3V132H0ZM24 133H25V132H24ZM40 133H41V134H40ZM46 133H48V136H46V135H47ZM64 133L62 134L63 136H64ZM114 133H115V132H114ZM118 133L121 134V131H119ZM126 133H127V131H126L125 133H122V134H123V137H124V136L127 137V140H128V138H132V137H133L132 134H131L132 137L129 136V135L126 136ZM156 133H157V132H156ZM181 133H183V132H181ZM32 134L30 135V138L32 137ZM67 134H68V135H67ZM70 134H71V135H70ZM115 134H116V133H115ZM115 134H113V137L115 136ZM96 135H97V136H96ZM117 135H119V134H117ZM117 135H116V136H117ZM49 136H50V137H49ZM65 136H64V137H65ZM71 136H72V137H71ZM87 136H88V137H87ZM116 136H115V137H116ZM119 136H120V137H116V138H120V139L122 138V140H123V137H121L122 135H119ZM42 137L39 138L40 142H39L38 140H37L38 142H37L36 140H34V141H36V142L38 143V144L35 143L36 145L33 144V143H34L33 141H32L33 143L30 142V143L33 145V147H35V146L37 147V146H39V145L41 144V142H42V141H41V140H42L41 138H42ZM89 137H91V138L88 139ZM103 137H104V135H103ZM115 137H114V138H115ZM30 138H29L28 140H26V142L23 141V142H22L23 145H22V143H20V144H18V146H19V145H20V146L22 145V146H23V147H22L23 150H25L24 148H26V150H27V148H29V146H30V148H33L32 145L29 144V140H30ZM33 138H32V139H33ZM37 138H38V137H37ZM37 138H36V139H37ZM48 138H47V139H48ZM70 138H71V139H70ZM86 138L88 139V140H87L88 143H87V141H86ZM116 138H115V140H116ZM62 139L64 140L63 137H62ZM92 139H93V138H92ZM92 139H91V140H92ZM103 139H102L101 141H103V144H104V145H107V143H106ZM120 139H119V140H120ZM132 139H133V138H132ZM132 139H131V140L129 139L127 142L132 141ZM51 140H52V137H51L50 139H48V142L51 141ZM99 140H100V139H99ZM99 140H98V141H99ZM122 140H120L119 142H125V141H122ZM125 140H126V139H125ZM27 141H28V143H27ZM65 141H66V137H65ZM67 141H68V140H67ZM85 141H86V142H85ZM93 141H91V142H93ZM107 141H108V140H107ZM24 142H25V143H24ZM48 142H47V140H46V143H47L46 149H45V148L43 149V145H40V146H42V147H41V151H42V149H43L42 152L44 153V154H43V153L41 152V154H43L42 157L44 156L45 158L48 157V156H45V154H47L46 151L49 150ZM116 142L119 143L118 140L115 141V143H116ZM127 142H125L124 144H129V145H126V146H130L131 143H127ZM26 143H27V145H29V146H25L24 144H26ZM44 143H45V142H43L42 144H44ZM46 143H45V145H46ZM49 143H50V142H49ZM63 143H64V142H63ZM83 143H85V145H82ZM86 143H87V144H86ZM97 143H98V142L94 143V145H93L94 147L96 146L95 148H97V147L100 145V144H97ZM100 143H102V142H100ZM105 143H106V144H105ZM65 144L63 145V147L65 146ZM73 144H74V145H73ZM120 144H121V143H120ZM122 144H123V143H122ZM122 144H121V145H122ZM124 144H123V145H124ZM34 145H35V146H34ZM45 145H44V147H45ZM67 145H68V146H67ZM80 145H81L82 147H81ZM91 145H92V144H91ZM97 145H98V146H97ZM123 145H122V146H123ZM83 146H84V148H83ZM93 146H91V149H87V150H90V151H87L88 157L85 155V157H87V158H84V157L82 158V162H81V163H83V162L86 163L85 165H84V163H83L84 166H86L87 168L89 167L90 169H96V170H99L100 168L103 169L104 166H107V165L113 163L112 158H114V157H113L112 155L117 156V154H116L117 152L115 153L114 151L112 152V150H110L111 153H112V155H111V153L109 154V152H110V151H109V152H107V153L109 154V156H106V155H108V154L106 153V155H105L104 157L102 156V157H103V158H102L101 155H102V154H105V153H102V152H101V153H102L101 155H100V153H99V156H100V157H99L98 155H96V154H97L98 152H100L98 149H99L100 147H101L100 149H102L103 146H102V145L99 146V148L97 149L98 152L96 151V152H97L96 154H95V153L93 154V153L91 152L92 149L94 150ZM77 147H78V148H81V149L79 150ZM47 148H48V149H47ZM67 148H66V149H67ZM70 148H68V149L71 150ZM88 148H90V146H89ZM64 149H65V148H64ZM68 149H67L66 151H64V152H66V153H64V152H62V151H61V153H64L63 155L67 154ZM44 150H46V151H44ZM76 150H77V151H76ZM93 150H92V151H93ZM50 151H51V150H50ZM79 151H80V153H79ZM81 151H82V152H81ZM106 151H107V149H106ZM48 152H49V151H48ZM69 152H70V151H69ZM69 152H68V153H69ZM88 152H89V153H88ZM90 152H91L92 154H91ZM93 152H94V151H93ZM104 152H105V150H104ZM51 153H52V152H51ZM61 153H60V154L58 153V154H59V155L57 156L58 159H59V160H62V161H63V159H64V160L66 161L65 156L67 157L68 155L63 156ZM114 153H115V154H114ZM41 154H40V155H41ZM69 154H70V153H69ZM77 154H76V155H77ZM89 154H91V155H89ZM47 155H48V154H47ZM60 155H61V157L63 156V158L60 159V158H59ZM76 155H74L73 158H71L70 161L73 162L72 159H74V157H75ZM80 155H81V154H80ZM80 155H79V156H80ZM119 155H120V154H119ZM119 155H118L119 161L116 160L117 158H114V160H115L116 162L118 161L119 165L122 166V165H124V164H122V165L120 164V160H121V158L119 157ZM50 156L52 157L53 155L50 154ZM50 156H49V157H50ZM42 157H38V160H40L39 158L42 159ZM49 157H48V159H47V158H46V159H43V160H47L46 162H42L43 160H42V161L40 160L41 162L37 160L38 163H39V165L42 164V163H43L44 165H46L45 163H48ZM107 157H108V158H107ZM109 157H112V158H109ZM68 158H69V157H67V159H68ZM70 158H69V159H70ZM27 159H28V158H27ZM30 159H31V161H32V162H30V164L33 163V161L36 162V157H35V158L32 157V158H30ZM32 159H34V160H32ZM69 159H68V160H69ZM85 159H86V160H85ZM122 159H123V158H122ZM25 160H26V159H25ZM55 160H56V161H55ZM68 160H67V161H68ZM28 161H30V160L28 159ZM28 161H25V162L27 163ZM49 161H50V160H49ZM124 161H125V160H124ZM54 162H57V158L54 159ZM54 162H53V163H54ZM58 162H60V161H58ZM58 162H57L56 164H59ZM26 163H24L23 165H25ZM28 163H29V162H28ZM38 163H37V164H38ZM49 163H51V162H49ZM49 163H48L47 165H49ZM53 163H51V164H53ZM118 163H113V164H111V165H116V164H118ZM122 163H123V162H122ZM30 164H26V165L28 166V165H30ZM35 164H36V163H34L33 166H28V167H29L30 169H31V168L34 169V168H36V166H34ZM26 165H25V166H26ZM54 165H55V164H54ZM83 165H82V167H83ZM111 165H110V166H111ZM119 165H117L118 169L120 168ZM110 166H109V169H112V167L110 168ZM113 167L115 168V166H113ZM117 167H116V168H117ZM84 168H85V167H83V168H81V169H84ZM107 168H108V167H107ZM85 169H86V168H85ZM85 169H84V170H85ZM109 169H107V171H106V167H105V170L103 169V170H99V171H101V172H102V171L110 172L111 170H109ZM121 169H122V168H121ZM121 169H119V170H121ZM108 170H109V171H108ZM113 170H114V169H112V172L107 173V174H108V178L106 177L107 179H105V181H107V180L109 179V174H110V175H111V174H112V175H115V174H116V172H114V171L117 170V169H115L114 171H113ZM119 170H118V171H119ZM113 172H114L115 174H113ZM150 172H152V171H150ZM152 174H153V176H155L154 173H152ZM112 175H111L110 177H111L113 183H112L111 181H108L109 183H111V186H112L113 184L115 185L117 182L119 183V181H115V180H116V179H115L116 176H115V178H114V176H112ZM67 179H68V177H67ZM76 179L78 180V179H79V176L76 177ZM76 179H75L74 182L77 181ZM114 181H115V182H114ZM54 183H56V180L54 181ZM54 183L52 182V185H53ZM106 184H107V182H105V185H106ZM141 184H142V183H141ZM109 185H110V184H108L107 186H109ZM114 185H113V187H115ZM107 186L105 187L106 192H108L107 189L109 188V187H107ZM141 186H142V185H141ZM141 186H140V188H141ZM116 187H118V184H116ZM116 187H115V188H116ZM111 188H112V187H110L109 189H111ZM113 191H114V188L112 189V192H113ZM115 191H116V189H115ZM115 191H114L115 196L113 195L112 192H110V193H111L114 197H117V191H118V189H117L116 193H115ZM106 192H104V194H107ZM110 193L108 192L109 195H110ZM128 193H129V192H126V194H128ZM131 193H132V192H131ZM108 194H107V195H108ZM126 194H124V195L126 196ZM109 195H108L107 197H109ZM130 195H132V194H130ZM105 196H106V195H105ZM127 196H129V195H127ZM127 196H126V197H127ZM110 197H111V196H110ZM110 197H109V199H110ZM114 197H113V198H114ZM111 198H112V197H111ZM105 199H106V198H105ZM130 199H131V198H129V200H130ZM112 200L116 201V199H112ZM127 200H128V198H127ZM127 200H126V199L123 200L124 203H122V202H114V201H113L115 204H114L113 202H111V204H109L110 201H111V199L109 200V202H108V200H105V201H106V202H105V206H106L107 208L105 207V209H104L103 216L105 217V223H104L105 225L102 226V229L105 230V232H104V235H105V236L103 237V238H105V247H103V249H102L101 251H100V250L97 251L96 249L92 248V246H91V248L85 246L84 243H82V240L79 239V236L84 237L87 233H89V232H90L89 227H90L93 223L96 222V221H94V220H98V219L101 217V215H100L99 218L96 219V218L93 217L92 215H89V214H88L86 217H84V219L81 218V220L77 222V223H78V226H77L76 228L68 229L67 231L62 229V228H63V227H62V223H63V221L61 220V221L58 222V225H57V226H60V225H61L62 228H61L60 230H57L58 228H56V229H54V230H55V232H60L61 230H63V232L66 233L64 238H65V240L67 239L68 242H67L64 246L58 248L56 252L48 253V254L44 253V254L42 255L41 259H40V260H41L40 264H116V263H118V262H119V263L122 262L123 257H122V256L120 257V255H119L118 257H116V255H115V253H114V252L116 251V250H115L116 248H115V247L112 248L113 246H109V243H110V242L107 241V239L111 240V239L113 238L112 230H114V227H113V226H114V224H116V221L112 224V225H113V226H112V225H111V223H112V221H113L112 219H115V218H116L115 216H117V219H118L119 216H122V215H119V216H118V214H123V213H124V212H123V213H119V212L125 210L124 208H126V207H124V204L126 205V202H127L128 205L130 204V201H129V200L127 201ZM125 201H126V202H125ZM112 203H113V205H112ZM128 205H127V206H128ZM100 206H101L100 203H97L94 207H95V208H100ZM117 219H116V220H117ZM110 220H111V223H110ZM108 221H109V222H108ZM63 224H64V223H63ZM74 224H76V223H74ZM74 224H73V225H74ZM98 225H99V224H98ZM98 225H97V226H98ZM122 234H125V233H122ZM130 234H134V233H130ZM58 235H60V234L58 233ZM91 249H92V250H91ZM116 254H117V251H116ZM123 260H125V259H123Z\"/></svg>","mask_w":264,"mask_h":264}]
</instances>
